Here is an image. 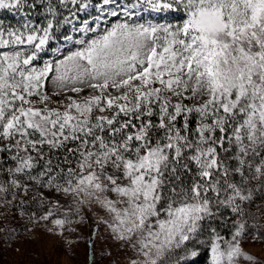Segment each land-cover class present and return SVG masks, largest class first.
Instances as JSON below:
<instances>
[{
    "label": "snow or ice",
    "instance_id": "obj_1",
    "mask_svg": "<svg viewBox=\"0 0 264 264\" xmlns=\"http://www.w3.org/2000/svg\"><path fill=\"white\" fill-rule=\"evenodd\" d=\"M45 238L264 264V0H0V249Z\"/></svg>",
    "mask_w": 264,
    "mask_h": 264
},
{
    "label": "rangeland",
    "instance_id": "obj_2",
    "mask_svg": "<svg viewBox=\"0 0 264 264\" xmlns=\"http://www.w3.org/2000/svg\"><path fill=\"white\" fill-rule=\"evenodd\" d=\"M15 245L8 249H0V264H72L68 256L63 252V246L50 238L43 242L36 241L35 245H21L20 252L15 251ZM83 253V246L76 249ZM250 251L260 254L262 249L259 245Z\"/></svg>",
    "mask_w": 264,
    "mask_h": 264
},
{
    "label": "trees",
    "instance_id": "obj_3",
    "mask_svg": "<svg viewBox=\"0 0 264 264\" xmlns=\"http://www.w3.org/2000/svg\"><path fill=\"white\" fill-rule=\"evenodd\" d=\"M1 250H3V249H1ZM0 255H1V253H0Z\"/></svg>",
    "mask_w": 264,
    "mask_h": 264
}]
</instances>
